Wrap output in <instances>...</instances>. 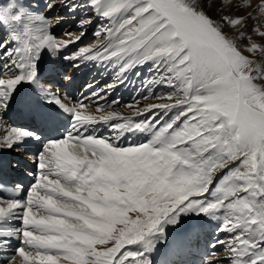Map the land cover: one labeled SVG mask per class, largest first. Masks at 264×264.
<instances>
[{
    "label": "snow or ice",
    "instance_id": "obj_1",
    "mask_svg": "<svg viewBox=\"0 0 264 264\" xmlns=\"http://www.w3.org/2000/svg\"><path fill=\"white\" fill-rule=\"evenodd\" d=\"M44 8L0 4V121L24 122L0 152L36 169L27 189L0 179V264H194L206 224L223 238L199 264H264V0ZM69 17L78 31L58 37ZM89 28L96 42L69 52ZM57 59L109 65L120 84L147 66L156 102L110 110L117 85L89 84L66 103L45 86Z\"/></svg>",
    "mask_w": 264,
    "mask_h": 264
},
{
    "label": "bare ground",
    "instance_id": "obj_2",
    "mask_svg": "<svg viewBox=\"0 0 264 264\" xmlns=\"http://www.w3.org/2000/svg\"><path fill=\"white\" fill-rule=\"evenodd\" d=\"M35 1H37V0H34V2L33 3H31L30 1L28 2V0H25V2L26 3H31L33 6H36V5H39L40 6V9H43L45 12L47 11V9L45 8L44 9V7H43V5H45V2L43 1V0H39L40 2H35ZM7 2V0H0V4H3V3H6ZM58 11H61L60 9H58ZM55 14V13H54ZM69 26H67V28L66 29H62V33L64 32V31H66V30H68L69 31V28H68ZM59 31H60V27L58 28V29H56V32L59 34ZM61 33V34H62ZM61 35H59V37H60ZM148 67H143V68H141L142 69V71H144L145 72V74L144 75H140V76H134L133 77V83H134V85L138 88V96L139 97H142L143 96V94H144V92L145 91H147V89H145L144 88V86H143V84H142V80L144 79V78H146V77H148V78H150V76H151V73L149 72V71H146V69H147ZM145 69V70H144ZM116 71H117V73H116V71L112 74V76L113 77H118V70L117 69H115ZM148 70V69H147ZM154 91H155V93L157 94V95H159V94H161L162 92H164V91H157L156 89H155V86H154ZM148 92V91H147ZM143 102L144 103H149V102H156L154 99H150V100H148V101H145V100H143Z\"/></svg>",
    "mask_w": 264,
    "mask_h": 264
},
{
    "label": "rangeland",
    "instance_id": "obj_3",
    "mask_svg": "<svg viewBox=\"0 0 264 264\" xmlns=\"http://www.w3.org/2000/svg\"><path fill=\"white\" fill-rule=\"evenodd\" d=\"M29 1H30V0H28V2H29ZM35 2L37 3V2H40V1L37 0V1H35ZM256 2L259 3V2H261V0H256ZM43 7H44V5H43ZM57 11H58V10H57ZM68 28H69V27H68ZM57 29H58V28H57ZM92 30H93V29H92ZM61 33H62V30H61ZM61 35H62V34H61ZM96 39H97V38H95V39L92 41V43H95V42H96ZM146 67H147V66H146ZM147 69H148V68H147ZM147 69H146V71H148ZM144 70H145V69H144ZM140 73H141V75H144V74H145V72L142 71V69H141V72H140ZM164 92H166V91H164ZM162 93H163V92H162ZM211 243H212V241H209V245H210Z\"/></svg>",
    "mask_w": 264,
    "mask_h": 264
}]
</instances>
